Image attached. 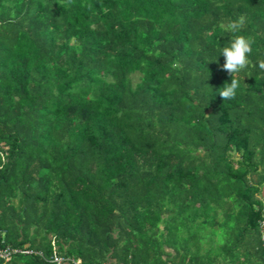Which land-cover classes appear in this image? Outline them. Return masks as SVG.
<instances>
[{
  "label": "trees",
  "instance_id": "obj_1",
  "mask_svg": "<svg viewBox=\"0 0 264 264\" xmlns=\"http://www.w3.org/2000/svg\"><path fill=\"white\" fill-rule=\"evenodd\" d=\"M261 61L264 0H0V264H264Z\"/></svg>",
  "mask_w": 264,
  "mask_h": 264
},
{
  "label": "clouds",
  "instance_id": "obj_2",
  "mask_svg": "<svg viewBox=\"0 0 264 264\" xmlns=\"http://www.w3.org/2000/svg\"><path fill=\"white\" fill-rule=\"evenodd\" d=\"M245 23L243 16L238 17L235 20H231L226 25V30L230 33H238L241 31L242 26ZM255 43L253 37L246 35H234L230 45L223 47L220 52L224 57V63L222 70L227 72L231 77L230 83H225L219 92V96L222 100L234 99L237 94V89L240 87V81L237 78L238 74L245 69L249 64V56L253 51L252 45ZM259 67L264 70V61L259 63ZM0 158H3L0 154ZM63 259V258H57ZM57 261V260H56ZM62 261H57V263ZM74 264H81L80 260H76Z\"/></svg>",
  "mask_w": 264,
  "mask_h": 264
},
{
  "label": "built area",
  "instance_id": "obj_3",
  "mask_svg": "<svg viewBox=\"0 0 264 264\" xmlns=\"http://www.w3.org/2000/svg\"><path fill=\"white\" fill-rule=\"evenodd\" d=\"M263 239H264V237H263ZM9 255L10 254L8 252H1L0 253V257L6 258L7 260H9V257H10ZM263 259H264V256H263ZM56 260L57 261H63V259H57V258H56Z\"/></svg>",
  "mask_w": 264,
  "mask_h": 264
}]
</instances>
